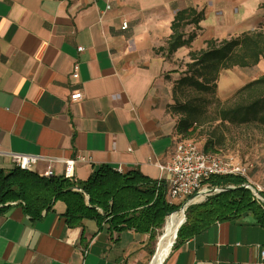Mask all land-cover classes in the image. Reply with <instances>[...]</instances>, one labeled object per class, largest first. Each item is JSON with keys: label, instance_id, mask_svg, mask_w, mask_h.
Wrapping results in <instances>:
<instances>
[{"label": "crops", "instance_id": "0c3cea01", "mask_svg": "<svg viewBox=\"0 0 264 264\" xmlns=\"http://www.w3.org/2000/svg\"><path fill=\"white\" fill-rule=\"evenodd\" d=\"M263 1L0 0V169L16 165L13 154H27L41 158L39 174L51 169L65 176L64 160L84 155L89 161L76 163V181L102 164L166 178L159 164L182 138L168 110V76L176 80L189 53L207 41L258 29ZM187 7L204 10L197 37L170 56L157 52L173 33L177 11ZM239 69L246 70L220 76L222 99L264 76V60ZM77 91L84 97L72 100ZM65 207L58 201L33 219L11 203L0 213V264H146L150 258V233L116 232L93 219L70 227ZM263 250L264 228L248 214L193 235L185 231L163 264H260Z\"/></svg>", "mask_w": 264, "mask_h": 264}, {"label": "trees", "instance_id": "16d2710c", "mask_svg": "<svg viewBox=\"0 0 264 264\" xmlns=\"http://www.w3.org/2000/svg\"><path fill=\"white\" fill-rule=\"evenodd\" d=\"M261 7L264 9V1ZM204 17V10L195 7L178 10L167 45L156 51H164L170 56L180 47L191 46L201 30ZM188 25H194L190 33L185 31ZM189 58L181 76L174 81L172 93L176 102L168 105L169 112L180 114L177 130L181 139H189L186 137L192 134L191 128H198L200 116L205 112L196 102L198 97L182 100L179 91L190 89L214 95L223 71L257 65L264 59V23L258 29L238 36L209 40L204 48L192 50ZM236 94L241 96V101L220 106L219 119L233 124L264 125V76L245 84ZM202 149L222 152V149H215L211 140ZM208 182L213 186L225 188L232 185L234 188L215 192L204 201L190 204L186 209L187 220L180 227L174 246L185 231L193 235L215 222L240 219L248 214L264 228V203H260L243 185V177L213 175ZM262 194L264 196V192ZM58 201L66 205L62 216L70 227L82 225L85 219H93L99 226L107 223L116 232L134 229L150 233L151 243L157 241L167 217L182 204L168 199L164 181L151 179L139 169L120 172L109 164H102L84 181L41 175L17 165L9 170L0 169V213L11 203L18 202L25 213L37 219L45 210L54 209Z\"/></svg>", "mask_w": 264, "mask_h": 264}, {"label": "built area", "instance_id": "2783aa9c", "mask_svg": "<svg viewBox=\"0 0 264 264\" xmlns=\"http://www.w3.org/2000/svg\"><path fill=\"white\" fill-rule=\"evenodd\" d=\"M128 23L124 22L123 28H127ZM84 47L80 46L79 51ZM79 76L78 69L73 74ZM84 97L82 91L74 92L71 95L72 100H79ZM16 165L22 169L34 170L37 162L41 159L39 156L27 154H13ZM88 158L84 155H78L74 159L64 160L65 176L71 179L75 177V165L77 162H87ZM163 172L167 173L164 181L167 184V197L171 202L175 200L183 203L196 193L208 192L209 194L198 196L192 200L193 203L201 199H206L209 195L220 192L222 188L213 186L208 182L213 175H237L245 179L243 185L249 188L254 197L264 203V181L256 182L250 175L248 165L242 164L234 156L223 154L222 152H207L192 139H180L175 147V152L168 162L160 165ZM47 176H54L53 171H47ZM214 189L213 192H210ZM262 262L264 264V250L262 251Z\"/></svg>", "mask_w": 264, "mask_h": 264}, {"label": "rangeland", "instance_id": "374dc122", "mask_svg": "<svg viewBox=\"0 0 264 264\" xmlns=\"http://www.w3.org/2000/svg\"><path fill=\"white\" fill-rule=\"evenodd\" d=\"M264 60V59H263ZM233 70H239L245 72L246 69L232 68ZM229 72V71H228ZM237 74V72H234ZM227 70L222 72V75H226ZM241 77L248 79L245 73H240ZM181 75H179L180 77ZM170 81L172 76H168ZM177 76V78H179ZM225 78V77H224ZM173 88V87H172ZM180 99H185L186 97H198L196 101L200 104V110L204 111L201 114L198 128L190 131L192 134L186 138L195 140L201 147H204L206 143L211 140L213 146L216 150L222 149V153L234 156L235 159L239 160L242 164L248 165L250 168V175L256 182L264 181V125L258 123L250 124H233L230 122H222L218 117V109L220 106L231 105L236 101H241V96L236 94H231L228 98L222 99L219 96V89L216 94H208L205 92H194L190 89L185 91H179ZM170 103L174 104L173 93H170L169 98ZM178 121L180 118L179 113H172ZM201 199L197 202L204 201ZM176 204H180V201L175 200ZM182 205V204H180ZM168 218V217H167ZM165 225V224H164ZM164 227L160 231L162 233ZM161 235V234H160ZM159 238V235H158ZM157 238V241H158ZM156 242L151 243V250L156 249ZM152 254L146 264L151 260Z\"/></svg>", "mask_w": 264, "mask_h": 264}, {"label": "bare ground", "instance_id": "6f19581e", "mask_svg": "<svg viewBox=\"0 0 264 264\" xmlns=\"http://www.w3.org/2000/svg\"><path fill=\"white\" fill-rule=\"evenodd\" d=\"M183 210L175 211L167 218L164 229L159 235L155 253L148 264H162L171 252L173 241L180 225L184 222Z\"/></svg>", "mask_w": 264, "mask_h": 264}, {"label": "water", "instance_id": "95a60500", "mask_svg": "<svg viewBox=\"0 0 264 264\" xmlns=\"http://www.w3.org/2000/svg\"><path fill=\"white\" fill-rule=\"evenodd\" d=\"M220 188H222V187H220ZM232 188H234V186L230 185V186H227V187H225V188H222L220 191H223V190H229V189H232ZM213 191H214V189H212L210 192H213ZM206 194H209V193H208V192H203V193H196V194H194L192 197H190V198H188L187 200H185V201L182 203L181 207H180L178 210H176V211L183 210V213H184V216H185L184 222L180 225V227H181V226L186 222V220H187L186 209L188 208V206H189L190 204L193 203L192 200H193L194 198L200 196V195L203 196V195H206ZM174 212H175V211H174ZM171 214H172V213H171ZM166 222H167V219H166ZM166 222H165V224H166ZM164 226H165V225H164ZM164 226H163V227H164ZM180 227H179L178 230H177V233H176L175 239H174V241H173L172 248H173V246H174V244H175V242H176V240H177L178 232H179ZM164 261H165V260H164ZM162 264H163V263H162Z\"/></svg>", "mask_w": 264, "mask_h": 264}]
</instances>
